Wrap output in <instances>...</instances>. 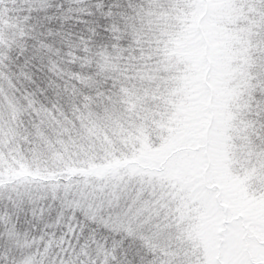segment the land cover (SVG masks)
<instances>
[{
  "label": "snow or ice",
  "instance_id": "1",
  "mask_svg": "<svg viewBox=\"0 0 264 264\" xmlns=\"http://www.w3.org/2000/svg\"><path fill=\"white\" fill-rule=\"evenodd\" d=\"M0 264H264V0H0Z\"/></svg>",
  "mask_w": 264,
  "mask_h": 264
}]
</instances>
